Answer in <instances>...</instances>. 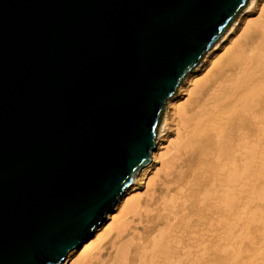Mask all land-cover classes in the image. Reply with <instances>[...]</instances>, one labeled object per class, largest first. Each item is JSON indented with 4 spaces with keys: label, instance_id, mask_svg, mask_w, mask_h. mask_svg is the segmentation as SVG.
I'll list each match as a JSON object with an SVG mask.
<instances>
[{
    "label": "water",
    "instance_id": "obj_1",
    "mask_svg": "<svg viewBox=\"0 0 264 264\" xmlns=\"http://www.w3.org/2000/svg\"><path fill=\"white\" fill-rule=\"evenodd\" d=\"M250 1L0 0V264H62L93 236Z\"/></svg>",
    "mask_w": 264,
    "mask_h": 264
},
{
    "label": "bare ground",
    "instance_id": "obj_2",
    "mask_svg": "<svg viewBox=\"0 0 264 264\" xmlns=\"http://www.w3.org/2000/svg\"><path fill=\"white\" fill-rule=\"evenodd\" d=\"M259 12L186 77L151 162L62 264H264V6ZM142 185L146 194L135 195Z\"/></svg>",
    "mask_w": 264,
    "mask_h": 264
},
{
    "label": "rangeland",
    "instance_id": "obj_3",
    "mask_svg": "<svg viewBox=\"0 0 264 264\" xmlns=\"http://www.w3.org/2000/svg\"><path fill=\"white\" fill-rule=\"evenodd\" d=\"M260 1H263V3L262 2H260ZM252 3V0L250 1V3L248 4V7H250V4ZM257 4V5H256ZM256 5V6H255ZM255 5L252 7L253 8V10L251 9V10H249L248 9V7L241 13V16H243L242 17V19H244V22L246 23H244L243 22V24H241L240 26H238L239 24H240V22H237V20H238V18L240 17V15H239V17L237 18V20L235 21V23L229 28V30L225 33V35H228V37L230 38H236V36L238 37L239 36V34H240V32H241V29H244L246 26H247V24L249 23L250 24V22H254L253 20H257L259 17V15H260V12L259 11H261V8L264 6V0H257L256 1V3H255ZM261 5V6H260ZM263 5V6H262ZM258 6H260V7H258ZM254 7H255V9H254ZM257 7V8H256ZM254 13V14H253ZM249 19H250V21H249ZM252 20V21H251ZM249 21V22H248ZM248 22V23H247ZM248 24V25H249ZM236 25V27H234ZM239 27H241V28H239ZM231 28H238L237 30H238V33L237 34H235V35H233L231 32H229L230 31V29ZM229 32V33H228ZM231 33V34H230ZM225 35L223 36V37H225ZM223 37L218 41V43L214 46V47H216L218 44H220V45H224L225 44V41L224 42H222V44H221V41L223 40ZM213 47V48H214ZM212 48V49H213ZM211 49V50H212ZM211 52V51H210ZM209 52V53H210ZM209 53L206 55V56H209ZM205 56V57H206ZM205 59V58H204ZM204 59H203V61H202V63L204 62ZM202 63H201V65L199 66V68L200 67H202ZM198 68H196L194 71H196ZM193 71V72H194ZM192 72V73H193ZM191 73V74H192ZM184 82H185V80H184ZM184 82H183V84H184ZM182 84V85H183ZM181 87V86H180ZM180 89V88H179ZM178 92H179V90H178ZM178 92H177V94H178ZM176 94V95H177ZM176 95H174L173 97H175ZM185 101V99H182V102H184ZM167 110H168V107H167ZM167 110H166V112H167ZM166 112H165V114H166ZM164 117H165V115H164ZM163 122H164V119H163ZM163 122H162V126H163ZM161 126V127H162ZM161 130V129H160ZM151 162V161H150ZM155 171H157L156 169L154 170V172ZM154 172L152 173V175L151 176H153V174H154ZM139 176V175H138ZM138 176H137V178H138ZM136 178V179H137ZM136 181V180H135ZM135 183V182H134ZM146 191H147V188H146V186L145 185H142V187H141V189L139 190V191H137L136 193H135V195H137L138 194V196H140V195H145L146 194Z\"/></svg>",
    "mask_w": 264,
    "mask_h": 264
}]
</instances>
